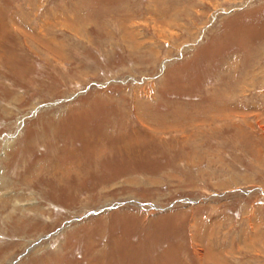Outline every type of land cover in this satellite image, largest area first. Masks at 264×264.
I'll list each match as a JSON object with an SVG mask.
<instances>
[{"label": "rangeland", "instance_id": "obj_1", "mask_svg": "<svg viewBox=\"0 0 264 264\" xmlns=\"http://www.w3.org/2000/svg\"><path fill=\"white\" fill-rule=\"evenodd\" d=\"M0 264H264V0H0Z\"/></svg>", "mask_w": 264, "mask_h": 264}]
</instances>
